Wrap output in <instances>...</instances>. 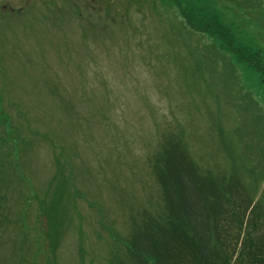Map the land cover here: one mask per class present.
Segmentation results:
<instances>
[{"label": "rangeland", "instance_id": "1", "mask_svg": "<svg viewBox=\"0 0 264 264\" xmlns=\"http://www.w3.org/2000/svg\"><path fill=\"white\" fill-rule=\"evenodd\" d=\"M179 1L0 0V264L125 257L168 131L264 201V0Z\"/></svg>", "mask_w": 264, "mask_h": 264}, {"label": "trees", "instance_id": "2", "mask_svg": "<svg viewBox=\"0 0 264 264\" xmlns=\"http://www.w3.org/2000/svg\"><path fill=\"white\" fill-rule=\"evenodd\" d=\"M181 13L191 29L233 45L229 27L216 18L201 21ZM162 135L149 162L162 206L130 216L126 256L115 255L109 264H264V201L255 200L236 173L197 162L181 132ZM8 155L0 141V208Z\"/></svg>", "mask_w": 264, "mask_h": 264}, {"label": "flooded vegetation", "instance_id": "3", "mask_svg": "<svg viewBox=\"0 0 264 264\" xmlns=\"http://www.w3.org/2000/svg\"><path fill=\"white\" fill-rule=\"evenodd\" d=\"M0 8H1L2 10H4V8H5V4H1V5H0ZM10 9H13V8H10Z\"/></svg>", "mask_w": 264, "mask_h": 264}]
</instances>
